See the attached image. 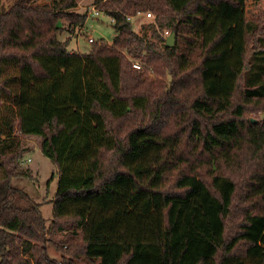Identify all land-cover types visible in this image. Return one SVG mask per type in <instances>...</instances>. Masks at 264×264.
Returning <instances> with one entry per match:
<instances>
[{"label":"trees","instance_id":"16d2710c","mask_svg":"<svg viewBox=\"0 0 264 264\" xmlns=\"http://www.w3.org/2000/svg\"><path fill=\"white\" fill-rule=\"evenodd\" d=\"M9 1L0 264H57L51 243L66 251L61 264H264V118L247 116L264 112V9L252 21L245 0H92L115 33L81 53L68 49L86 27L78 0ZM137 12L154 19L136 30L127 16ZM113 120L131 122L119 136ZM22 136L57 169L48 227L42 203L13 184L31 175Z\"/></svg>","mask_w":264,"mask_h":264},{"label":"rangeland","instance_id":"374dc122","mask_svg":"<svg viewBox=\"0 0 264 264\" xmlns=\"http://www.w3.org/2000/svg\"><path fill=\"white\" fill-rule=\"evenodd\" d=\"M36 1L43 3L46 0ZM3 3L4 5H7L10 3V1L3 0ZM91 3L92 0H78L76 11L80 13L85 12L86 10H88V7ZM263 9L264 0H245V11L246 17L248 19L255 21L257 19V16ZM153 19V15L150 19H147L144 16H140L134 18L131 22L133 25H135L136 30H139L140 25L142 23L152 22ZM88 27V33H91V37H93L94 39L103 38L108 43L112 40V37L115 33L111 25V19L103 13H100L96 19L89 20ZM257 31L262 32L261 24H259V29ZM69 35V33L63 32L60 38L65 39ZM90 36L86 35L85 33L78 34L76 36L72 35L71 41L68 45V49L81 53H87L90 48V44L87 38ZM129 61L132 62L134 61V59H130ZM144 69L146 68L144 67ZM145 72L149 78H155V76H158L151 68H147V71ZM163 77L168 80V77L166 75H163ZM234 99L240 101V95L236 93ZM247 116L252 120H256V118L262 119L264 118V112H249ZM131 120V125H134L136 123L135 119L133 118ZM130 122H127L124 125L118 127L116 125L117 122L113 120L111 126H114V130L116 131V133L121 136L129 127ZM145 122H148V119H145ZM167 126H169V128H177L176 125H173L171 123H169ZM21 140H23L25 148V151L21 155V160L23 161V163H21V167L23 169H29L31 175L29 178H25L22 180L14 179L13 184L26 191L35 201L42 203L39 209L43 218L46 221V226L48 227L51 224L50 220L52 218L53 205L50 201L54 197V192L56 188L57 169L55 168L54 164L42 154L38 145L37 137L22 136ZM237 179L240 184L239 188L243 190L245 187L244 183L241 181L240 178ZM237 209L238 208L233 210V216L227 221L228 229L226 231V237L228 238L229 236L234 234L235 230L238 227V224L242 222V211ZM55 239L56 237L53 238V240ZM46 252L48 256L52 258L57 264H61L62 261L67 258L66 251L58 250L56 247H54L52 243L47 244ZM75 262L77 264H97V261H87L83 257H80V259H76Z\"/></svg>","mask_w":264,"mask_h":264},{"label":"built area","instance_id":"2783aa9c","mask_svg":"<svg viewBox=\"0 0 264 264\" xmlns=\"http://www.w3.org/2000/svg\"><path fill=\"white\" fill-rule=\"evenodd\" d=\"M85 12H86V17H87L86 23H85L86 27L83 28L81 30V32H83L86 35L90 36L91 33H88V28H89L88 27V21L96 19L99 16L100 13L102 14V12L92 3L89 5L88 10H86ZM140 16H144L145 18L150 19L152 17V14L150 12H137L133 16H127V20L128 21H132L134 18L140 17ZM111 22H112V19H111ZM168 34H169V31H164L163 32V36H167ZM87 40L90 43V42L94 41L95 39L90 36V37L87 38ZM131 65H132V67L134 69H140L141 68L140 63L137 62V61H132ZM27 160H29V159H27Z\"/></svg>","mask_w":264,"mask_h":264},{"label":"water","instance_id":"95a60500","mask_svg":"<svg viewBox=\"0 0 264 264\" xmlns=\"http://www.w3.org/2000/svg\"><path fill=\"white\" fill-rule=\"evenodd\" d=\"M175 44V32L171 30L165 38V47H172ZM254 120H252L253 122Z\"/></svg>","mask_w":264,"mask_h":264}]
</instances>
